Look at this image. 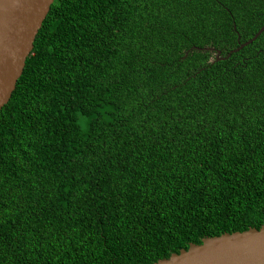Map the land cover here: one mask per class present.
<instances>
[{"label": "trees", "instance_id": "1", "mask_svg": "<svg viewBox=\"0 0 264 264\" xmlns=\"http://www.w3.org/2000/svg\"><path fill=\"white\" fill-rule=\"evenodd\" d=\"M263 24L264 0H53L0 109V264L264 224V30L215 59Z\"/></svg>", "mask_w": 264, "mask_h": 264}, {"label": "water", "instance_id": "2", "mask_svg": "<svg viewBox=\"0 0 264 264\" xmlns=\"http://www.w3.org/2000/svg\"><path fill=\"white\" fill-rule=\"evenodd\" d=\"M53 0H0V109L9 100L33 48L35 36ZM264 30L215 59H222L253 41ZM213 49V47H202ZM154 264H264V224L242 231L206 236L200 243L159 258Z\"/></svg>", "mask_w": 264, "mask_h": 264}]
</instances>
